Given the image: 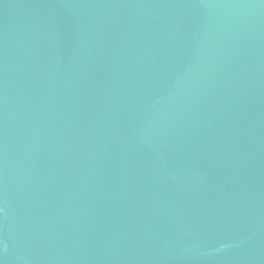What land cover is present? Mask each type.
<instances>
[{"label":"water","instance_id":"obj_1","mask_svg":"<svg viewBox=\"0 0 264 264\" xmlns=\"http://www.w3.org/2000/svg\"><path fill=\"white\" fill-rule=\"evenodd\" d=\"M0 264H264V0H0Z\"/></svg>","mask_w":264,"mask_h":264}]
</instances>
